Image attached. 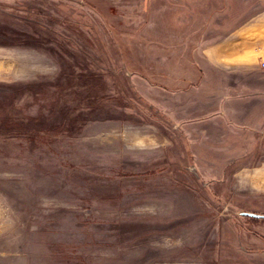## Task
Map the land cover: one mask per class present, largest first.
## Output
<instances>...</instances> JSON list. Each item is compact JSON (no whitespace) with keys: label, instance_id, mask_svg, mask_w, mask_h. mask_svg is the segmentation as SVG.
<instances>
[{"label":"rangeland","instance_id":"rangeland-1","mask_svg":"<svg viewBox=\"0 0 264 264\" xmlns=\"http://www.w3.org/2000/svg\"><path fill=\"white\" fill-rule=\"evenodd\" d=\"M224 3L0 0V264H264V129L165 79Z\"/></svg>","mask_w":264,"mask_h":264},{"label":"crops","instance_id":"crops-1","mask_svg":"<svg viewBox=\"0 0 264 264\" xmlns=\"http://www.w3.org/2000/svg\"><path fill=\"white\" fill-rule=\"evenodd\" d=\"M187 31L200 32L190 35L187 52L172 55L166 46V81L196 90L199 109L212 119L234 121L242 131L230 136L246 141L254 136L249 129H264V9L225 0L207 24L182 32Z\"/></svg>","mask_w":264,"mask_h":264},{"label":"flooded vegetation","instance_id":"flooded-vegetation-1","mask_svg":"<svg viewBox=\"0 0 264 264\" xmlns=\"http://www.w3.org/2000/svg\"><path fill=\"white\" fill-rule=\"evenodd\" d=\"M248 214H245L244 217L253 220L252 222L264 224V215H257V214L248 215Z\"/></svg>","mask_w":264,"mask_h":264},{"label":"built area","instance_id":"built-area-1","mask_svg":"<svg viewBox=\"0 0 264 264\" xmlns=\"http://www.w3.org/2000/svg\"><path fill=\"white\" fill-rule=\"evenodd\" d=\"M261 67H263L264 68V60L263 61H261Z\"/></svg>","mask_w":264,"mask_h":264},{"label":"water","instance_id":"water-1","mask_svg":"<svg viewBox=\"0 0 264 264\" xmlns=\"http://www.w3.org/2000/svg\"><path fill=\"white\" fill-rule=\"evenodd\" d=\"M244 214H248V213H244ZM248 215H252V214H248Z\"/></svg>","mask_w":264,"mask_h":264}]
</instances>
